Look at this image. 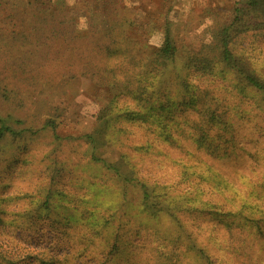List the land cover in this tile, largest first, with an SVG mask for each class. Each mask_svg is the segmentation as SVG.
Masks as SVG:
<instances>
[{"label": "rangeland", "instance_id": "374dc122", "mask_svg": "<svg viewBox=\"0 0 264 264\" xmlns=\"http://www.w3.org/2000/svg\"><path fill=\"white\" fill-rule=\"evenodd\" d=\"M241 1L0 0V116L25 130L21 139L0 141V264H40L49 257L56 264H205L198 248H204L211 264H264V110L220 77L191 74L227 108L229 137L235 143L228 156L198 150L185 136H180V147L165 143L152 135L154 127L148 123H127L116 145L131 157L132 178L167 187L172 195L202 191V200L213 204V214L178 211L186 225L185 240H176L178 228L167 216L146 221L149 215L139 214L132 206L136 190L128 195L130 205L121 201L113 212L117 239L87 221L64 224L55 216H41L35 204L55 188L79 193L87 180L98 187L111 183L103 171L93 175L89 144L77 137L96 127L100 108L110 100L94 87L91 63L71 54L91 45L85 37L97 30L93 19L156 18L166 5L172 7L178 46L198 49L212 19L229 16ZM262 35L248 31L238 40L242 48L258 50V65L264 64ZM183 116L200 121L193 110ZM51 118L58 124L55 130L45 125ZM137 146L142 148L136 151ZM206 165L228 185L225 197L212 189L214 183L201 179ZM191 240L195 249H190Z\"/></svg>", "mask_w": 264, "mask_h": 264}, {"label": "trees", "instance_id": "16d2710c", "mask_svg": "<svg viewBox=\"0 0 264 264\" xmlns=\"http://www.w3.org/2000/svg\"><path fill=\"white\" fill-rule=\"evenodd\" d=\"M121 5L127 7L126 3ZM171 10L172 7L165 5L156 18L151 14L123 15L119 19L106 15L97 17L92 21L96 32L85 37L91 40V45L86 50L77 47L71 53L79 57L81 63H91L94 87L110 95V100L96 117V127L77 137L89 144L88 167L93 175L96 177V172L103 171L109 175L111 183L102 182L98 187L95 181L87 180L79 193L52 189L44 199L35 202L41 216H55L58 223L64 224L87 221L94 229L103 226L112 238L117 239L118 227L114 225L113 212L121 201L130 205L133 201L127 200L128 195L131 190H136L138 200L132 206L139 214L149 215L146 221H153L161 214L167 216L178 228L174 235L176 240L182 242L186 225L178 217V211L213 214L214 206L202 200V191L191 195L189 191L181 190L172 195L167 187L132 178L131 157L127 152L117 150L116 145L127 132L124 127L127 123H148L154 127L152 135L165 143L180 147V136H185L198 150L219 157L228 156L229 148L235 143L229 137L232 123L227 118V108L210 89L192 80L191 74L220 77L238 92L250 95L248 97L254 99L255 106L264 110V64L258 65L259 59H254L257 49L242 48L238 41L248 31L259 32L264 38V0H242L229 16L212 19L198 49L178 46L175 24L169 16ZM117 27L124 28V32H115ZM156 34L161 35L158 41H150ZM121 99L126 101L122 105ZM190 110L198 113L200 121L183 116ZM11 122L12 118L0 116V141L8 136L22 138L25 130L14 128ZM45 125L55 130L58 124L51 118ZM31 132L34 134L35 131ZM150 146L147 144V148ZM140 148L142 146H137L135 150ZM205 171L207 174L201 179L214 183L216 186L212 189L225 197L228 185L212 167L206 165ZM241 222L247 225L248 221ZM189 246L195 249L196 242L191 240ZM198 251L205 264H211L204 248H198ZM40 264L56 262L49 257L42 259Z\"/></svg>", "mask_w": 264, "mask_h": 264}]
</instances>
